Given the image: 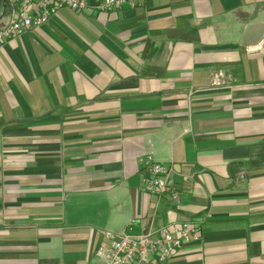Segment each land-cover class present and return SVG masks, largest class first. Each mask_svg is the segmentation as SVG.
I'll list each match as a JSON object with an SVG mask.
<instances>
[{
  "label": "crops",
  "instance_id": "0c3cea01",
  "mask_svg": "<svg viewBox=\"0 0 264 264\" xmlns=\"http://www.w3.org/2000/svg\"><path fill=\"white\" fill-rule=\"evenodd\" d=\"M136 3L0 46V264H96L133 219L200 227L166 264H264V0Z\"/></svg>",
  "mask_w": 264,
  "mask_h": 264
},
{
  "label": "built area",
  "instance_id": "2783aa9c",
  "mask_svg": "<svg viewBox=\"0 0 264 264\" xmlns=\"http://www.w3.org/2000/svg\"><path fill=\"white\" fill-rule=\"evenodd\" d=\"M137 0H0V46L27 32L39 28L62 10L85 12L91 9L108 11L129 6ZM148 175L144 179L146 192L160 199L169 195L180 202V190L170 184L173 169L170 166L147 162ZM133 219L121 233L104 231V241L95 253L96 264H166L184 245L200 238V227L190 220L168 224L147 233H131Z\"/></svg>",
  "mask_w": 264,
  "mask_h": 264
}]
</instances>
